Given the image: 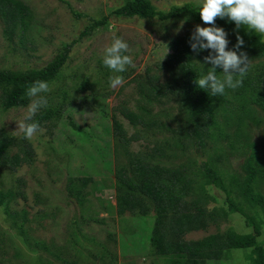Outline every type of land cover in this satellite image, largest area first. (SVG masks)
I'll use <instances>...</instances> for the list:
<instances>
[{"label": "trees", "instance_id": "1", "mask_svg": "<svg viewBox=\"0 0 264 264\" xmlns=\"http://www.w3.org/2000/svg\"><path fill=\"white\" fill-rule=\"evenodd\" d=\"M200 7L186 2L181 7L172 5L163 10L151 0H123L106 15L93 18L70 5L75 18L87 17V23L71 44L92 35L110 16L165 21L184 15L199 26L208 27L200 18ZM0 22L5 39L13 43L17 35L19 46H23L25 31L33 25L29 6L23 0H0ZM216 26L228 34V50H235L237 35L244 40L238 54H247L250 67L243 85L236 90L226 88L223 96H211L198 88L195 81L212 67L204 62V57L214 53L193 52L189 44L191 35L172 40L173 53L158 64L159 73L151 67L144 73H118L135 83L138 99L134 108L125 104L117 108L134 128L133 132L129 133L112 114L114 209L119 216L126 212L135 217L152 213L148 253L163 260L152 264H222L241 258L247 259L248 264H264V239H257L264 224L258 216L260 211L264 217V42L261 34L248 32L244 27L236 29L227 18H217ZM71 44L63 46L40 67L0 68V107L8 110L25 106L29 101L27 89L35 81H56ZM216 71L223 78V69L217 67ZM104 72L108 74V70ZM160 72L166 74L163 80ZM109 80L105 79V83ZM86 85L82 82L80 87ZM109 93L101 91L100 96L108 97ZM63 108L62 103L45 106L28 123L42 126L58 121ZM69 123L77 128L71 119ZM257 127L261 131L255 141L253 133ZM139 140L147 142L144 150L133 149V143ZM11 144L16 145V151L9 155ZM31 154L28 143L15 142L4 133L0 136V167L14 169L24 162L29 164ZM233 156L241 159L238 169L231 164ZM95 185L89 175L66 178V192L79 204L82 214L87 212L84 204L89 187L95 189ZM209 186L224 193L225 207H209L215 201ZM19 195L13 187L0 189V207L29 248L47 249L42 242H32L26 225L27 211L10 209V202ZM229 213L244 216L251 230L238 232L226 227L199 238H186L192 231L207 230L226 220ZM234 249L246 251L233 255L230 252ZM78 256L84 258L86 254L82 251ZM99 261L118 264L111 252L101 253ZM35 264L52 263L39 257Z\"/></svg>", "mask_w": 264, "mask_h": 264}, {"label": "rangeland", "instance_id": "2", "mask_svg": "<svg viewBox=\"0 0 264 264\" xmlns=\"http://www.w3.org/2000/svg\"><path fill=\"white\" fill-rule=\"evenodd\" d=\"M23 1L30 8L33 25L25 31L24 45L19 46L17 35L13 43L5 39L0 22V68L40 67L63 46L71 44L87 23V17L75 18L70 12V5L90 17L99 18L123 0ZM151 2L159 9L168 10L172 5L181 7L186 2L202 6L203 0ZM197 25L200 24L184 15L165 21L110 16L107 23L92 35L71 44L61 76L48 84L49 92L41 94L47 101L46 106L62 103V117L40 126L30 140L24 138L18 124L24 121L31 99L25 106L8 110L0 107V136L4 133L15 142L28 143L32 150L31 163L24 162L14 169L0 167V189L13 187L19 190L20 195L10 202L9 207L12 211H27L26 225L32 242L35 239L38 244L42 242L47 246V249L29 248L0 207V264H35L39 257L52 264H101L99 257L103 252L115 255L118 264L163 261L148 253L152 213L135 217L126 212L119 216L114 209L112 114L129 133L133 132L134 128L117 108L119 104L134 108L138 94L129 76L120 75L125 83L115 89L110 87L109 82L105 83V79L118 73L104 66L103 55L113 38H121L129 45L126 54L131 56L135 65L128 66L126 71L132 75L144 73L147 67H151L153 72L159 73L158 64L173 53L172 40L191 35ZM261 36L264 42V35ZM103 70H108V74ZM160 75L161 80L166 77L164 72ZM82 82L88 85L80 87ZM106 90L110 91L108 97H101L100 92ZM70 119L77 125L76 129L69 123ZM260 131L261 127L254 130L255 141ZM145 144L146 141L139 140L132 147L144 150ZM11 145L9 155L16 151V145ZM240 163V157L231 158L234 168L238 169ZM69 175H89L96 183L95 189L89 187L88 201L84 204L86 213L82 214L79 204L66 192ZM208 189L215 198L209 207H225L224 193L214 186ZM258 216L264 219L260 211ZM226 227L238 232L251 230L246 226L244 216L229 213L226 220H220L207 230L192 231L186 238H199ZM257 239H264V224ZM82 251L86 256L79 258ZM245 251L234 249L230 253L241 255ZM240 260L245 262L233 259L222 264L249 263L247 259Z\"/></svg>", "mask_w": 264, "mask_h": 264}, {"label": "clouds", "instance_id": "3", "mask_svg": "<svg viewBox=\"0 0 264 264\" xmlns=\"http://www.w3.org/2000/svg\"><path fill=\"white\" fill-rule=\"evenodd\" d=\"M200 18L208 27L197 25L189 38L193 52L211 50L214 54L204 57L206 64L212 67L206 75L198 78L195 83L198 88L210 92L211 96H223L225 90H236L243 85L250 60L245 52L238 50L244 44L242 37L237 35L235 50H228L229 40L226 31L216 26L217 18L234 22L236 29L244 27L248 32L264 35V0H203L199 10ZM129 45L121 38H113L110 46L104 49L103 64L116 73H123L128 66L135 67L130 55ZM223 69V78L217 76L216 68ZM125 83L123 76L110 77V87L115 89ZM50 91L45 81L37 80L28 89L27 96L31 99L24 121L18 124L25 139H32L40 130L37 122L28 123L47 101L41 95Z\"/></svg>", "mask_w": 264, "mask_h": 264}, {"label": "crops", "instance_id": "4", "mask_svg": "<svg viewBox=\"0 0 264 264\" xmlns=\"http://www.w3.org/2000/svg\"><path fill=\"white\" fill-rule=\"evenodd\" d=\"M238 262H245V261H241V260H239ZM243 264V263H242Z\"/></svg>", "mask_w": 264, "mask_h": 264}]
</instances>
